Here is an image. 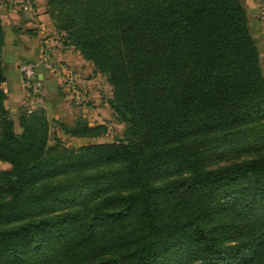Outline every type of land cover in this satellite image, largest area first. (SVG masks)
<instances>
[{
	"label": "trees",
	"instance_id": "16d2710c",
	"mask_svg": "<svg viewBox=\"0 0 264 264\" xmlns=\"http://www.w3.org/2000/svg\"><path fill=\"white\" fill-rule=\"evenodd\" d=\"M46 14L106 78L127 136L49 146L42 108L16 131L0 18V264H264V75L241 0H46ZM212 137L259 153L210 169Z\"/></svg>",
	"mask_w": 264,
	"mask_h": 264
},
{
	"label": "crops",
	"instance_id": "0c3cea01",
	"mask_svg": "<svg viewBox=\"0 0 264 264\" xmlns=\"http://www.w3.org/2000/svg\"><path fill=\"white\" fill-rule=\"evenodd\" d=\"M241 3L247 12L252 35L257 34L264 45V0H241ZM32 4L30 12H22L14 9L9 0H0L5 73L1 88L6 95L5 109L14 121L15 128L19 114L29 100L22 85L19 67L25 62L38 61L45 52L53 70L39 69L42 98L34 104L35 108H42L49 121L60 119L66 124L72 122V125L79 117L87 122L100 120L94 117L96 110L99 111L97 115L100 111H107L110 116L109 84L104 83L100 78L102 76L94 72L91 63L73 48L63 45L60 37L55 36L51 20L46 14V0H32Z\"/></svg>",
	"mask_w": 264,
	"mask_h": 264
},
{
	"label": "rangeland",
	"instance_id": "374dc122",
	"mask_svg": "<svg viewBox=\"0 0 264 264\" xmlns=\"http://www.w3.org/2000/svg\"><path fill=\"white\" fill-rule=\"evenodd\" d=\"M13 8L16 9L15 7H13ZM52 28H53L52 30H53L55 36L60 37V40H61V36H62L61 33H59L54 28L53 24H52ZM253 36L255 37V42H256L257 48L260 52V65H261V69H262V72L264 75V45H262L260 43V41H259L260 39L257 36V34L255 35V33H253ZM37 72H39V71H37ZM100 78L104 83L108 84V82L104 76H102ZM26 93H27V98H28L29 97L28 94H30V92L26 91ZM111 96H112V89H111ZM70 100H72V99H70ZM24 110H26V109H24ZM98 112L99 111L96 110L97 114H98ZM100 112L101 113L99 115L96 114L94 116L96 118L97 117L100 118V120L98 119L95 121L88 122V124L90 126H103V127H105V131L98 138L89 139V140L70 138L69 136L64 134V132L61 130V125L72 126V122L71 123L68 122L66 124L62 120L58 119V120L49 121L50 122V137H49L48 145L54 146L56 144H59L60 147L77 150L80 147L87 145V144L113 143V142L124 141L126 139V136H127L126 135V127L117 121V117L114 114L113 110L111 109L110 116L107 114V111H100ZM21 114H22V112H20L19 116ZM101 114H104L105 119L103 118V115H101ZM79 118H83V117H79ZM16 123L17 124H16L15 129H16V131L20 132L18 121ZM217 137H219V135H217ZM212 138L213 139L210 143V146H216V147L210 154L211 159H210V162L208 163V168H210V169L218 168L220 166H223V165H226V164H229L232 162H238V161L246 160V159H249V158H251V157H253L259 153V151L255 152L257 150V148H256L257 145L253 144V143H251V144L249 143L248 145H251V147L247 148L246 146L245 147L244 146L239 147L237 145V142L229 144L227 141L223 142L221 139L218 140V138H215V139H214V137H212ZM5 170H9V165L6 163H0V171H5ZM174 209H176V210L179 209V206H176ZM20 264H24V263L21 262Z\"/></svg>",
	"mask_w": 264,
	"mask_h": 264
},
{
	"label": "built area",
	"instance_id": "2783aa9c",
	"mask_svg": "<svg viewBox=\"0 0 264 264\" xmlns=\"http://www.w3.org/2000/svg\"><path fill=\"white\" fill-rule=\"evenodd\" d=\"M9 4L22 12H30L33 7L32 0H9ZM40 68L47 71L53 70V65L46 52L38 61L25 62L19 67L23 88L30 92L26 106V113L28 114L36 109L34 104L42 98V89L37 72Z\"/></svg>",
	"mask_w": 264,
	"mask_h": 264
}]
</instances>
